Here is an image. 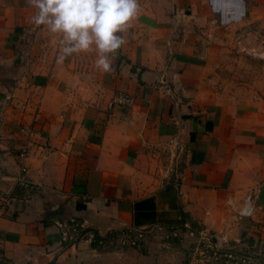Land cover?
<instances>
[{
    "label": "crops",
    "instance_id": "crops-1",
    "mask_svg": "<svg viewBox=\"0 0 264 264\" xmlns=\"http://www.w3.org/2000/svg\"><path fill=\"white\" fill-rule=\"evenodd\" d=\"M138 4L102 72L0 0V264H203L248 196L264 263V88L238 100L215 78L223 30L264 22V0ZM119 94L132 106L109 108Z\"/></svg>",
    "mask_w": 264,
    "mask_h": 264
},
{
    "label": "clouds",
    "instance_id": "clouds-1",
    "mask_svg": "<svg viewBox=\"0 0 264 264\" xmlns=\"http://www.w3.org/2000/svg\"><path fill=\"white\" fill-rule=\"evenodd\" d=\"M36 9L32 22L61 37L58 61L97 53L96 67L111 68L110 57L125 44V32L139 12L138 0H26Z\"/></svg>",
    "mask_w": 264,
    "mask_h": 264
},
{
    "label": "rangeland",
    "instance_id": "rangeland-1",
    "mask_svg": "<svg viewBox=\"0 0 264 264\" xmlns=\"http://www.w3.org/2000/svg\"><path fill=\"white\" fill-rule=\"evenodd\" d=\"M221 40L225 50L216 71V87L238 100L259 95L264 88V22H253L223 30ZM226 209L230 212V205L226 206ZM231 216L233 227L226 225L218 231H210L213 243L209 249L198 251L203 252L202 263H263L252 251L250 233L244 228L246 219L240 216L235 219L234 214ZM236 237L238 241L235 240ZM216 239L220 241L218 244ZM222 239H226L227 242H223ZM194 252L191 253L195 254Z\"/></svg>",
    "mask_w": 264,
    "mask_h": 264
},
{
    "label": "built area",
    "instance_id": "built-area-1",
    "mask_svg": "<svg viewBox=\"0 0 264 264\" xmlns=\"http://www.w3.org/2000/svg\"><path fill=\"white\" fill-rule=\"evenodd\" d=\"M133 104V99L129 97L128 95L119 94L116 96L112 101L109 103V108L113 106H121V107H131ZM26 152L22 151L20 154L21 157L25 156ZM26 169L22 168V173L24 175L26 174ZM18 185L20 186H26L29 184V181L24 177L21 176L17 180ZM253 196H248L244 202V207L241 209L239 216L240 217H249L252 212L250 201L252 200ZM13 200V197L11 193L4 192L0 190V212H4L6 209H8L11 201ZM223 242H227L226 239H222ZM220 241L219 239H216V244H218Z\"/></svg>",
    "mask_w": 264,
    "mask_h": 264
},
{
    "label": "trees",
    "instance_id": "trees-1",
    "mask_svg": "<svg viewBox=\"0 0 264 264\" xmlns=\"http://www.w3.org/2000/svg\"><path fill=\"white\" fill-rule=\"evenodd\" d=\"M131 252H132V253H135L136 251L132 249ZM131 252H130V253H131Z\"/></svg>",
    "mask_w": 264,
    "mask_h": 264
},
{
    "label": "flooded vegetation",
    "instance_id": "flooded-vegetation-1",
    "mask_svg": "<svg viewBox=\"0 0 264 264\" xmlns=\"http://www.w3.org/2000/svg\"><path fill=\"white\" fill-rule=\"evenodd\" d=\"M261 264H263V263H261Z\"/></svg>",
    "mask_w": 264,
    "mask_h": 264
}]
</instances>
